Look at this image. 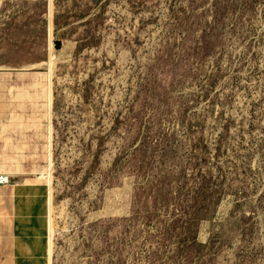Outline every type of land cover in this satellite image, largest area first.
I'll return each mask as SVG.
<instances>
[{
    "label": "rangeland",
    "instance_id": "1",
    "mask_svg": "<svg viewBox=\"0 0 264 264\" xmlns=\"http://www.w3.org/2000/svg\"><path fill=\"white\" fill-rule=\"evenodd\" d=\"M9 155L42 264H264V0H0Z\"/></svg>",
    "mask_w": 264,
    "mask_h": 264
},
{
    "label": "crops",
    "instance_id": "2",
    "mask_svg": "<svg viewBox=\"0 0 264 264\" xmlns=\"http://www.w3.org/2000/svg\"><path fill=\"white\" fill-rule=\"evenodd\" d=\"M20 167L18 159L9 155L0 164V174L10 176L12 182L19 179L16 174H35L22 172ZM33 170L44 173L48 167ZM47 206L45 184H0V264L46 263Z\"/></svg>",
    "mask_w": 264,
    "mask_h": 264
},
{
    "label": "built area",
    "instance_id": "3",
    "mask_svg": "<svg viewBox=\"0 0 264 264\" xmlns=\"http://www.w3.org/2000/svg\"><path fill=\"white\" fill-rule=\"evenodd\" d=\"M8 175L6 174H0V184H6L8 183L7 181H9L11 178H7Z\"/></svg>",
    "mask_w": 264,
    "mask_h": 264
},
{
    "label": "bare ground",
    "instance_id": "4",
    "mask_svg": "<svg viewBox=\"0 0 264 264\" xmlns=\"http://www.w3.org/2000/svg\"><path fill=\"white\" fill-rule=\"evenodd\" d=\"M8 178V177H7Z\"/></svg>",
    "mask_w": 264,
    "mask_h": 264
}]
</instances>
